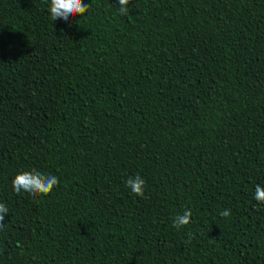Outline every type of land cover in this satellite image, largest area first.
<instances>
[{"label":"trees","instance_id":"obj_1","mask_svg":"<svg viewBox=\"0 0 264 264\" xmlns=\"http://www.w3.org/2000/svg\"><path fill=\"white\" fill-rule=\"evenodd\" d=\"M82 3L0 0V264H264V0Z\"/></svg>","mask_w":264,"mask_h":264},{"label":"clouds","instance_id":"obj_2","mask_svg":"<svg viewBox=\"0 0 264 264\" xmlns=\"http://www.w3.org/2000/svg\"><path fill=\"white\" fill-rule=\"evenodd\" d=\"M49 5L48 11L52 21H63L71 24L72 19L79 15L81 17L87 13L89 5L82 3V0H45ZM130 0H118L119 12L121 15L128 14V5ZM59 183L58 177L55 175H44L33 170L30 172H22L17 174L12 182V190L17 195H27L33 198L48 196L54 187ZM126 187L131 193L137 197L144 196L145 180L139 175L129 177L126 181ZM254 199L258 203H264V187L256 185ZM8 214V208L5 204L0 203V230L4 228L5 217ZM231 210L226 209L220 213L222 217L230 216ZM191 211H184L183 214L177 215L174 218L173 227L180 230L187 226L191 221Z\"/></svg>","mask_w":264,"mask_h":264}]
</instances>
